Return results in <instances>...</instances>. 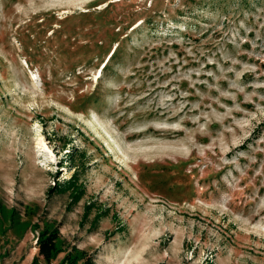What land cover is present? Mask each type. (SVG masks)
I'll use <instances>...</instances> for the list:
<instances>
[{"label": "rangeland", "instance_id": "obj_1", "mask_svg": "<svg viewBox=\"0 0 264 264\" xmlns=\"http://www.w3.org/2000/svg\"><path fill=\"white\" fill-rule=\"evenodd\" d=\"M76 250L264 264V0H0V264Z\"/></svg>", "mask_w": 264, "mask_h": 264}, {"label": "trees", "instance_id": "obj_2", "mask_svg": "<svg viewBox=\"0 0 264 264\" xmlns=\"http://www.w3.org/2000/svg\"><path fill=\"white\" fill-rule=\"evenodd\" d=\"M79 172H75L68 180L61 183L58 181L59 192H70L71 197L78 201L83 194V185L79 180ZM38 249L39 256L43 257L45 261L52 262L58 254L65 252L64 241L60 228L46 226L45 229L40 231L38 236ZM76 254V255H74ZM60 264H96L95 259L92 255L82 252L79 254L78 250L73 253H66Z\"/></svg>", "mask_w": 264, "mask_h": 264}, {"label": "bare ground", "instance_id": "obj_3", "mask_svg": "<svg viewBox=\"0 0 264 264\" xmlns=\"http://www.w3.org/2000/svg\"><path fill=\"white\" fill-rule=\"evenodd\" d=\"M41 140H42V138H41Z\"/></svg>", "mask_w": 264, "mask_h": 264}]
</instances>
